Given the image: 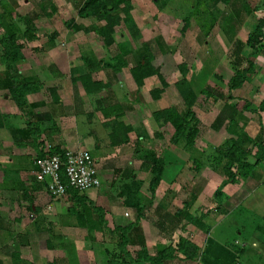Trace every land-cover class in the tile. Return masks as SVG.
I'll list each match as a JSON object with an SVG mask.
<instances>
[{
	"label": "rangeland",
	"instance_id": "obj_1",
	"mask_svg": "<svg viewBox=\"0 0 264 264\" xmlns=\"http://www.w3.org/2000/svg\"><path fill=\"white\" fill-rule=\"evenodd\" d=\"M128 1L129 17L139 31L133 33V29L122 27L113 35V44L107 47L98 34L103 24L99 16L84 10L88 0H0V16L16 25L21 45L9 55L11 70L0 62V216L10 224L13 234L9 236L0 230V261L12 264V254L19 252L29 264H58L60 260H70L76 252L81 264H102L110 255L107 250L113 248L100 233L60 226L67 223L77 227L69 213L73 206L69 197L53 201L38 189L32 203L26 199L23 204L20 202L22 191L29 192L33 178L31 172L27 175L21 170L28 164L20 166L24 161L19 157L29 151L17 148L21 146L17 132L21 127L32 132L41 130L38 138L41 139L49 126L48 121L41 124L39 119H48L53 107L64 105V101L63 115L50 116L54 125L63 128L60 121L70 116L65 118L68 119L65 126L72 137L85 142L94 131L101 135L100 143L109 152L107 156L112 157L100 167L105 187L98 191L104 195L103 209L112 228L137 223L139 228L133 232L132 240L136 246L144 243L150 254H155L160 245H175L179 237L188 238L196 244L200 255L197 261L184 264H199L210 238L231 249L243 247V264H264V237L261 241L258 237L263 236L259 228L264 229V162L258 163L247 179L234 167L233 183L224 173L225 161L213 163L214 157H221L219 150L227 143L242 139L245 142L242 148L248 155L246 161L254 164L258 146L264 141V113L257 112L264 99V47L254 51L246 45L259 19L264 18V0H236V8L244 7L247 12L245 24L236 37L243 44L238 55L235 50L239 46L231 43L220 27L223 15L231 13L232 8L222 1L216 6L203 3L199 8L195 0ZM190 13L196 15L182 34L184 19ZM120 16L126 14L121 12ZM124 43L131 51L126 56L129 66L114 73L105 63L112 62L111 58L119 53V44ZM148 44L152 65L160 68L167 84L158 99L153 92L163 89V85L157 76L146 79L138 88L130 72L146 53ZM2 54L0 45V58ZM88 60H92L90 64ZM180 64L189 68L188 79L198 96L194 112L200 133L194 150L188 154L172 144L173 127L160 125L153 118V113L169 106L184 113V103L175 86L182 79ZM251 64L252 71L246 74L242 87L230 90L235 72L247 70ZM86 74L92 82L105 84L106 89L88 94L80 78ZM9 83L36 86V90L27 94L23 109L6 89ZM99 103L100 109L94 105ZM245 103L251 105V110L244 108ZM128 104L133 105L131 111H127ZM95 114L101 117L96 118ZM93 120L96 122L92 126ZM136 120L143 122L140 135L133 131ZM125 127L132 129L126 136L127 142L123 141ZM27 140L33 142L31 138ZM143 146L146 149L139 151ZM81 151L90 152L85 147ZM148 151L166 161L153 196L149 190L150 172L142 173V166L136 170L138 166L130 159L132 153L131 157L138 154L144 161ZM174 151L184 156L181 167L177 162L171 164ZM195 159L202 164L199 170L193 164ZM13 169H18L17 175L12 173ZM133 181L140 183L136 191L144 205L139 216L135 208L123 205L124 185ZM32 205L40 213L30 211ZM178 210L184 212L180 219L175 215ZM190 216L196 217L198 223L191 222ZM206 228L210 231H205ZM166 264L183 263L175 260Z\"/></svg>",
	"mask_w": 264,
	"mask_h": 264
},
{
	"label": "trees",
	"instance_id": "obj_2",
	"mask_svg": "<svg viewBox=\"0 0 264 264\" xmlns=\"http://www.w3.org/2000/svg\"><path fill=\"white\" fill-rule=\"evenodd\" d=\"M222 1L226 5L230 6L231 13L223 15V21L220 23V27L223 32L229 38V41L233 44H236L239 47H236L235 54L241 52L243 44L241 41L237 40V33L241 27L245 24L247 12L242 7L241 9L236 8V0H195V5L199 8L200 5L208 4L216 6V3ZM85 11H91L96 13L99 17V20L103 23L98 29V34L103 37L105 40V45L110 47L113 44V35L118 31V29L124 27L127 30H132L133 33L139 31L137 26L132 21V18L129 17V11L131 9V2L128 0H88L85 5ZM229 11V12H230ZM123 12L126 14V17H121L120 13ZM196 13V12H195ZM196 15L193 13L188 14L184 19V27L181 31L183 34L189 27L192 16ZM5 16H0V28L3 30L4 38H0V45L3 47V54L1 55L0 62L3 63L6 68L12 69L9 63V55L15 50L17 51L21 45L18 43L16 25L7 23ZM152 46V44H150ZM254 51H256L259 46L264 47V18L259 19L258 25L255 31L248 36L247 43ZM149 44L145 46V52L142 57L134 67L130 69L131 75L138 86L141 88L144 84V81L153 76H157L162 85L163 89H159L153 92L155 99H158L163 90L167 87L166 82L164 81L162 75L160 74V68H155L152 65L153 58L149 55ZM129 46L124 44H119V53L115 58H111L112 62L105 63V66L114 73H119L123 69L127 68L128 62L126 56L130 54ZM15 56V55H13ZM13 58V57H12ZM15 59V58H14ZM92 61V60H91ZM91 61L88 60L89 64ZM253 65L251 64L247 70H237L235 76L230 80V90H236L242 87L246 80V74L252 71ZM179 72L182 76V79L177 81L175 86L177 91L184 103L185 111L181 113L176 107H169L161 111L153 113L154 120L163 126L170 125L174 129V134L172 136L171 142L176 148L181 149L185 153L193 151L195 148V142L199 137V127L198 119L194 112V106L197 103L198 96L193 86L188 79L189 68L185 64H180ZM82 79V84L85 86V91L88 94H94L98 91H103L106 89V85L94 81L92 82L90 75H83L80 77ZM15 79V78H14ZM94 87V88H91ZM11 93V98L15 104L22 108L25 106V98L27 94L36 90L35 85L29 83L26 84H15L9 83L5 85ZM60 102V100H59ZM244 108L246 110H251V105L245 103ZM257 112L264 113V99L258 104ZM132 129L131 127L125 128V135L123 138L124 142H127V135ZM29 134V131L26 130ZM161 138L160 134L156 135ZM27 137V136H26ZM25 137V138H26ZM245 142L242 139H239L232 144L227 143L222 150H219L221 157H214L213 163H219L222 160L225 161L224 164V173L228 176L229 182H235V174L233 168L236 167L238 174L247 179L249 176H252L254 169L257 164L264 162V141L258 146V154L256 163L250 164L246 161L247 152L242 148ZM64 150H61L57 147L49 149L47 153L40 151L37 158H43L46 154L55 155V154H64ZM36 158V159H37ZM35 159V160H36ZM144 161L142 164V170L149 171L151 175L149 190L152 193V196L155 195L166 168V161L163 158H156L155 154L152 151L144 154ZM196 170L201 168V162L196 159L193 161ZM35 166V161H34ZM37 168L35 166L34 178L32 187L28 190L22 191L24 194L21 199H26L32 203L34 201V193L38 192V189H42L45 193L51 198L50 193L48 192L47 186L49 184V179H45L43 182H39L36 177ZM60 179L61 183L68 187V179L66 177L64 166L61 169ZM140 183L133 181L132 183H127L124 185L123 191L126 193V200L123 201V205L127 207H133L138 211V216L144 210V205L141 202L139 195H137V188ZM80 193L74 190L71 187L66 189V194L64 197L69 196L73 206L69 209V213L72 215L71 218L74 219L75 225L79 228L88 230L90 233L97 232L102 235V237L112 243V250H107V253L110 254L107 260L102 264H166L168 261L172 260H181L186 262L197 261L200 250L190 239L179 237L175 245L168 246H159L155 254H150L145 246L141 244L136 246L132 240L133 232L137 227V223L129 224L127 226H115L113 229L108 227V222L105 218V211L101 207L95 206V204L89 199L84 198L83 195L80 196ZM217 197H219L217 195ZM63 198V197H62ZM60 198V199H62ZM88 202V203H87ZM153 201H151L152 203ZM220 202V201H216ZM188 206V205H187ZM33 205L29 207L30 211H33ZM36 214L39 210L35 206ZM34 212V211H33ZM187 212V211H186ZM184 214L183 210L176 211L175 215L178 219ZM191 222L198 223L196 217L190 216ZM264 220V218H263ZM11 226L9 223H6L4 219L0 216V230L5 231L9 236H12ZM263 236H258L259 240L264 237V229L259 228ZM209 232V228H206ZM230 246H234L231 244ZM136 247V248H135ZM231 249L227 245H222L213 240L212 238L207 240L205 249L200 256V264H243L242 259L245 255L244 248ZM135 250V251H134ZM73 259V258H72ZM2 264V261H0ZM12 264H29L27 261L23 260L21 254L13 253L12 254Z\"/></svg>",
	"mask_w": 264,
	"mask_h": 264
},
{
	"label": "crops",
	"instance_id": "obj_3",
	"mask_svg": "<svg viewBox=\"0 0 264 264\" xmlns=\"http://www.w3.org/2000/svg\"><path fill=\"white\" fill-rule=\"evenodd\" d=\"M103 98H105V97H103ZM62 101V100H61ZM88 101V100H87ZM137 101V100H136ZM40 102H42V101H40ZM95 102V101H94ZM101 102V101H100ZM103 102V101H102ZM63 104L65 105L66 104V102L64 103V101H63ZM64 105H59V107H53V112H52V114H50V116L51 115H53V116H56L57 117V113H59V115L60 116H62L63 115V113H62V109H61V107H63ZM98 109H100L99 107L102 105V103L100 104H94ZM133 106V105H132ZM132 106H130L129 104H128V108L129 109H127V111H131L130 110V108L132 107ZM45 107H47V105L45 106ZM169 107H171V106H169ZM56 108V109H55ZM164 108H166V107H164ZM168 108V107H167ZM161 109H163V108H161ZM61 113V114H60ZM97 113H100L99 111L97 112ZM101 114V113H100ZM49 116V115H48ZM50 116L48 117V119H47V117H45V118H42L41 117V119H39V122L41 123V124H45V122L46 121H48V128H46V127H43V129H45L46 128V131H44V133L42 132V134H41V139H38L39 138V135H40V132H41V130H40V132L39 131H34V132H32V131H30L29 129H27L28 131H29V134L27 133V135H26V129H23V127H21L22 129H20L21 131L20 132H17L18 133V135H17V139H18V141H20V144H21V146H19V147H17L19 150H23V151H26V150H28L29 151V153H27V154H25V153H23L19 158H21V160L22 161H24V165H20V166H25L26 164H28V167H26V168H23L22 167V171H23V173L24 174H27L28 175V173L29 172H31V176H32V178H34V172H35V166H34V161H35V159L37 158V156H38V153L40 152V151H42L43 153H47L48 152V150L49 149H51V148H53V147H57V148H59V149H61V150H64V151H81L84 147L87 149V150H89L90 152V154L96 159V161H97V164H98V172H99V177H100V181H101V186H100V188L99 189H95V190H90V191H87V192H85L84 194H80V196L81 195H83V197L84 198H87V199H89V201H91V202H93L94 204H95V206H97V207H101L102 209L103 208H105L104 206H103V204H102V200H104V195L102 196V195H100L99 193H98V191L99 190H101V191H103L102 190V188L103 187H105V184H103V178H102V176H103V174H101V171H100V167L102 166V165H107L109 162H110V160L112 159V157L111 156H107V153H109V152H105L106 150H103L104 149V147H105V145H103V144H101L100 143V141H101V135L100 134H97V133H95L94 131H91V134L89 135V136H87V138H86V141L85 142H82V141H77L76 139V137L74 138V137H72L71 136V131H68V128L65 126V121H68V119H65V118H71L70 116L69 117H65V118H63L60 122L62 123V125H63V128H61V126L58 124L57 126L56 125H54V122L53 121H51V120H54V119H51V118H53V116H51V118H50ZM93 116V115H92ZM92 116H91V118H92ZM129 115L127 114V115H125V117H128ZM95 117L96 118H98V117H101V116H97L96 114H95ZM103 118H104V116H102ZM124 117V116H123ZM136 118V117H135ZM55 120H56V118H55ZM52 122V125H50L49 124V122ZM137 121V120H136ZM94 122H96L95 120H93L92 121V126L95 124ZM103 122V121H102ZM101 122V123H102ZM142 123L143 122H141V120H139V121H137V122H134V124H132V126H133V131L135 130L136 132H137V135H140V134H142V127H141V125H142ZM102 126H103V124H102ZM120 127H122L121 125H119ZM169 127H171L170 125H168ZM126 128V127H125ZM104 132V131H103ZM100 135V136H99ZM134 135H136L135 133H134ZM27 136V137H26ZM26 137V138H25ZM35 139H34V138ZM78 137V136H77ZM162 137V136H161ZM29 138H31L32 140L31 141H33L32 143L31 142H27L28 140L27 139H29ZM38 139V140H37ZM102 143H103V138H102ZM148 146L150 145V144H147ZM104 146V147H103ZM143 149L145 150L146 149V147H144L143 146V148H142V150H139V151H143ZM150 149H152V148H150ZM103 153H104V157H103ZM102 154V155H101ZM171 154L174 156H171L172 158H173V160H172V163L171 164H173V163H178L179 165H180V167H181V165H182V163H183V158H184V156L182 155V153H180V152H171ZM132 156V153L130 154V159H132V162L131 163H133L134 165H135V167L136 166H138V168H136V170L137 169H139L142 165V161L139 159V155L138 154H136V157L134 158V157H131ZM187 156V155H186ZM185 156V157H186ZM180 157V158H179ZM111 158V159H110ZM109 160V161H108ZM108 161V162H107ZM178 167V166H177ZM180 167H178V171H177V173L179 172V170H180ZM142 171H144V172H142ZM142 171H139V172H142V173H146V171L145 170H142ZM16 172H18V169H13V171H12V173L14 174V175H17V173ZM141 173V175H143ZM101 174V175H100ZM20 179V178H19ZM18 178H16V180H19ZM45 192V191H44ZM37 195V194H36ZM157 196H158V194H156ZM67 197H69V196H67ZM50 198V197H49ZM64 198V197H63ZM51 199V198H50ZM53 200V199H52ZM57 200H60V199H57ZM57 200H53V201H57ZM68 201H71L70 200V198L68 199ZM20 202L23 204L24 202H23V200H20ZM88 203V202H87ZM34 207H33V211H34V213H36L35 211H36V209H35V205H33ZM65 208V206L64 205H62V208ZM106 211V210H105ZM38 213H40V212H38ZM122 214V213H121ZM126 214H128V213H126ZM113 217V216H112ZM118 217V216H117ZM61 218L63 219V216H61ZM106 218V220H108L107 219V216L105 217ZM119 220V219H118ZM71 222V221H70ZM75 222V221H74ZM108 222V227L109 228H111V229H113L112 227H111V225H109V221H107ZM60 226H63L64 228H66V229H71V228H76L77 230H85V229H83V228H79V227H74L73 225H70V224H67V223H64V225H60ZM117 226H119V225H117ZM121 226V225H120ZM79 255H78V253H76L75 252V254L72 256V257H70V260L68 259V261H70V262H68V261H64V259L63 260H60L59 262H58V264H81V260H78V257ZM65 258V257H64ZM73 258V259H72ZM74 258H76V259H74ZM172 261H175V260H172ZM176 261H180L181 263H185L186 261H181V260H176ZM169 262V261H168ZM167 263V262H166ZM186 263H189V262H186Z\"/></svg>",
	"mask_w": 264,
	"mask_h": 264
},
{
	"label": "built area",
	"instance_id": "obj_4",
	"mask_svg": "<svg viewBox=\"0 0 264 264\" xmlns=\"http://www.w3.org/2000/svg\"><path fill=\"white\" fill-rule=\"evenodd\" d=\"M36 177L39 182L49 179L47 186L53 200L65 196L68 187L83 193L99 189L101 181L96 159L87 151H66L63 155L46 154L35 160ZM65 168L68 187L61 183L60 172Z\"/></svg>",
	"mask_w": 264,
	"mask_h": 264
}]
</instances>
